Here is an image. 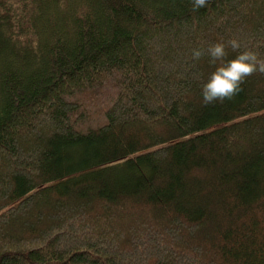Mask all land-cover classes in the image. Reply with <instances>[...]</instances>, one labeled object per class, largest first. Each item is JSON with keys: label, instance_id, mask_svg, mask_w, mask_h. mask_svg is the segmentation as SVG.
<instances>
[{"label": "trees", "instance_id": "1", "mask_svg": "<svg viewBox=\"0 0 264 264\" xmlns=\"http://www.w3.org/2000/svg\"><path fill=\"white\" fill-rule=\"evenodd\" d=\"M233 37L264 0H0V264H264V73L204 104L191 54Z\"/></svg>", "mask_w": 264, "mask_h": 264}, {"label": "clouds", "instance_id": "2", "mask_svg": "<svg viewBox=\"0 0 264 264\" xmlns=\"http://www.w3.org/2000/svg\"><path fill=\"white\" fill-rule=\"evenodd\" d=\"M193 9H199L206 0H190ZM229 49L236 54L229 58ZM193 60L207 55L209 62L215 65L207 80L201 86L204 104L222 102L238 94L242 84L254 72L264 73V56L251 48H242L239 39H218L206 48L192 49Z\"/></svg>", "mask_w": 264, "mask_h": 264}, {"label": "rangeland", "instance_id": "3", "mask_svg": "<svg viewBox=\"0 0 264 264\" xmlns=\"http://www.w3.org/2000/svg\"><path fill=\"white\" fill-rule=\"evenodd\" d=\"M61 8V7H60ZM59 8V9H60ZM51 10V9H50ZM53 13V12H52ZM55 14H56V12H54ZM54 22V20L52 19V21H51V23H53ZM240 37V36H239ZM245 44V46H244V48H252L254 45L252 44V43H244ZM262 79L263 78H261V76H259V80H261L262 81ZM260 81V82H261ZM260 84V83H259ZM261 85V84H260ZM260 88H262V87H260ZM89 102V101H88ZM92 103V102H91ZM87 104V103H86ZM95 103H93V104H91V105H93L92 107H89V109H91V111L94 113L95 111H96V109L99 111L100 109H99V107L97 106V105H94ZM97 117V116H96ZM92 118V117H91ZM98 207V206H97ZM129 207H131V209L129 208V212L127 213V212H123V211H121V210H119V209H117L116 211H115V213H116V216L117 217H115L113 220H111V222L113 221V224L119 229V228H125L126 230L127 229H130L132 226H130L128 223H126V221L128 220V219H130L131 218V216H135V215H137V214H139V216H140V218H141V220H136L135 221V219L136 218H131V220L134 222L135 221V224H136V222H138V224H141V225H143V224H145L146 222H149L150 223V213H149V208H145V207H143V206H134V207H132V206H129ZM96 209V208H95ZM139 210V211H138ZM213 210H210V212H212ZM46 213H48V212H45V216L47 215ZM43 215V217H45ZM47 217V216H46ZM127 224V225H126ZM129 226V227H128ZM76 229H78V227H76ZM133 229V228H132ZM126 230H123V232H121V233H119V234H121L122 236L124 235V234H127L128 235V233H127V231ZM183 230L184 231H186L187 229H185V228H183ZM210 230V229H209ZM210 231H208V236H210V233H209ZM204 235H206V234H204ZM185 238V236H183V237H179V238H177V239H179V240H183ZM120 241V240H119Z\"/></svg>", "mask_w": 264, "mask_h": 264}]
</instances>
